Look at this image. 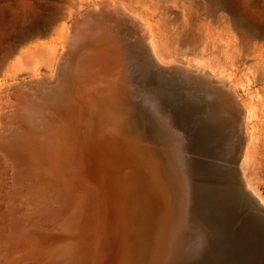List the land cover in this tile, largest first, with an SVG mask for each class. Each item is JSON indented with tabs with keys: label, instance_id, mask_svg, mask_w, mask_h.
Segmentation results:
<instances>
[{
	"label": "bare ground",
	"instance_id": "obj_1",
	"mask_svg": "<svg viewBox=\"0 0 264 264\" xmlns=\"http://www.w3.org/2000/svg\"><path fill=\"white\" fill-rule=\"evenodd\" d=\"M117 2L83 10L60 35L54 78L0 85V264H264V194L248 172L264 128L253 74L224 75L209 58L183 67L166 59L151 21ZM106 16L138 33L135 43L111 37ZM77 42L87 49L74 56ZM175 70L215 83L210 94L222 113L209 120L216 129L180 117L206 120L203 103L192 109L162 98V73ZM100 73H116L115 79L101 80ZM139 89V104L167 134L187 132L188 143L166 138L174 154L147 145L129 122L126 104ZM229 131L235 136L223 140ZM213 142L230 145L225 163L212 165L213 152L197 148ZM166 179L183 193L174 222ZM193 218L206 223L212 238L206 254L184 251Z\"/></svg>",
	"mask_w": 264,
	"mask_h": 264
},
{
	"label": "rangeland",
	"instance_id": "obj_2",
	"mask_svg": "<svg viewBox=\"0 0 264 264\" xmlns=\"http://www.w3.org/2000/svg\"><path fill=\"white\" fill-rule=\"evenodd\" d=\"M117 1L119 4L124 2L125 5L151 21L161 52L166 59H174L183 67L188 63L200 66V63L209 58L219 64L224 75L230 69L242 73L251 72L254 76L255 87L261 96L264 117V0H0V85L11 83L14 80L31 81L37 79L38 76L54 78L60 55L59 51L56 52L55 46L59 45L60 35L65 31L67 33L66 29L77 20L83 10L104 4L111 7V3L116 4ZM112 8L114 9L113 6ZM107 18L108 16H106ZM107 20H110L107 33L111 37H117L121 42H127V44L130 41L135 43L134 39L138 37V33L133 35L125 28H120L121 26L113 18ZM77 44L74 56L81 55L87 49L85 45H82V42H77ZM156 71L159 72L158 69ZM182 73L185 72L175 70L162 73L165 86L161 90L162 98L168 102L173 100L174 103L181 102L185 106L190 105L192 109L198 107V103H203L205 108L201 109V114L208 113L206 120L199 116L188 121L181 112L179 115L186 120V123L191 122L192 125L197 123L198 126H196L201 129L212 126L209 116L214 114V111L216 114L222 113L216 105L217 97L215 95L212 97L210 94L215 89V83L212 85L209 81L208 83L202 81L204 79H201V74H197L195 78L194 76L190 77L191 79L188 78L190 80L188 81L186 78L189 75L183 74L182 76ZM115 75L116 73H112L109 78H105V74L100 73L98 78L110 81L115 79ZM88 80L91 83L92 79ZM200 83H203L204 87ZM205 83L207 86L211 84L212 89ZM87 84L86 82L85 88L91 85ZM56 88L50 89V93L52 94ZM107 90L109 91L107 93L113 94L109 89ZM134 92L135 98L126 104L129 113L126 114L129 116V122L134 121V125L138 127L140 135L144 137L147 145L156 147L162 152L170 151L174 154L176 149L167 143V139L174 144L176 141L179 144L189 142L187 132L184 135L182 133L180 135L178 132L174 134L173 131L167 134L164 124L159 118H156L154 112L150 113L151 110L146 108L143 103L139 104L138 101L143 98L140 89ZM207 94L209 96L206 97ZM165 124L173 130L167 121ZM213 128L216 129V126ZM160 130H163L164 133ZM212 132L213 130L208 131L209 134ZM226 133L227 135L222 137L223 140L228 141V138L231 139L235 136L233 131ZM199 146L198 150L210 149L213 152V155L207 159L212 165L225 163L224 152L229 151L230 145L221 146L213 142L206 147ZM185 152L188 154L187 159H191L192 151L187 149ZM248 172L255 186L264 194V128L260 140L256 143L255 155L248 166ZM216 174L219 175V173ZM177 183L176 180L170 182L166 179L167 189L172 188L169 192L166 190V194L169 203L168 210L173 216H171L173 222L178 219L180 197L183 199V193L176 186ZM172 185L174 187H171ZM188 209H191V204ZM169 212L166 219H168ZM189 223L191 226L186 233L190 235L186 234L188 239L184 240L186 242L183 241V244L185 243L184 251L186 253L197 251L196 254L201 255L205 253L206 248L211 250L213 247L212 238L206 223L197 218L190 219ZM164 225L162 233L165 238L167 230L166 224ZM203 235L208 238V241L204 240ZM167 240L168 238L165 239V243L168 242ZM209 259L205 262L210 261ZM200 262L188 261L186 264H200Z\"/></svg>",
	"mask_w": 264,
	"mask_h": 264
}]
</instances>
